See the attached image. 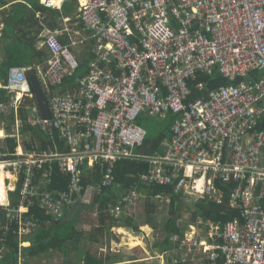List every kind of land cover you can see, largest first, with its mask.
<instances>
[{"label": "built area", "instance_id": "2783aa9c", "mask_svg": "<svg viewBox=\"0 0 264 264\" xmlns=\"http://www.w3.org/2000/svg\"><path fill=\"white\" fill-rule=\"evenodd\" d=\"M40 1L61 9L71 0ZM78 1L86 29L96 39L97 58L76 88L49 94V128L61 132L68 150L55 142L37 150L22 140L14 153L0 146V171L17 181L26 175L22 205L3 206L6 232L23 239L38 228L39 219L25 216L23 205L31 199H39L45 215L61 217L63 203L82 189L85 163L100 168L106 187L114 183V163L133 160L150 164L140 177L144 185L171 186L179 179L174 195L183 203L209 197L222 205L225 194L215 182L233 187L227 200L235 211L231 221L198 218L183 234L171 236L175 263L194 258L206 264H264V78L252 77L264 73V0ZM64 31L81 35L68 26ZM47 45L43 78L49 88L62 87L79 70L78 61L55 37ZM29 70L12 69L0 89L24 87ZM215 74L228 85L210 90L198 83L201 76ZM191 84L205 95L191 100ZM18 103V98L11 107L0 103V110L17 111ZM141 113L160 120L173 116L172 135L155 154L135 152L149 134L136 121ZM53 163L71 176L70 191L60 198L31 181L35 170L51 175ZM137 196L135 189L125 190L112 200L110 214L120 218ZM154 202L170 207L172 194H156Z\"/></svg>", "mask_w": 264, "mask_h": 264}, {"label": "trees", "instance_id": "16d2710c", "mask_svg": "<svg viewBox=\"0 0 264 264\" xmlns=\"http://www.w3.org/2000/svg\"><path fill=\"white\" fill-rule=\"evenodd\" d=\"M0 15L5 24L2 41L4 52L0 59V74L6 81L12 68L31 69L28 74L29 83L31 84V80L36 78L43 89L45 87L42 77L46 72V63L49 58L47 42L50 37H55L59 42L68 45L71 52L73 51L72 46L75 41V38L68 34L57 33L53 35L52 31L54 29L59 31V27L64 25L65 20L70 19V23L68 24L70 30L76 29L82 33L85 32L88 34V39L93 34L92 31L86 29L78 8V0L64 2L61 9H49L40 0H0ZM135 38L132 37L130 41H135ZM94 46L93 43L88 52L75 53L80 68L72 78L65 81L62 88L63 92L76 88L77 80L83 79L88 74L90 64L96 59V55L93 52ZM252 77L258 81L264 78V73L256 72ZM201 81L207 84L210 90H216L221 86L228 85V82L217 74L206 78L201 76L198 83ZM190 87L193 89L191 100H197L205 95V93L196 90V85L191 84ZM0 101L8 103L10 96L4 91H0ZM34 104L35 100L33 98H26L25 105L20 110V118L24 122L21 134L25 137V145L31 148L37 144L36 148L41 150L47 148V146H51L55 142L60 146L61 150H68L65 146V139L59 130L48 127L43 130L39 125L30 126L27 124L29 111L26 107H34ZM172 118L173 116L169 114L165 120H160L152 118V116L146 113H141L136 121L146 131H149V134L148 137H145L146 140H144L143 145L135 149V152L137 150L144 152L145 150V152L155 154V150L160 149L159 146L163 139L172 135ZM2 119L4 118L2 117ZM10 119L13 123L14 117L11 116ZM155 121L157 123L167 121L163 130L156 136H154L153 128L150 125ZM258 128L257 126L256 129ZM9 132H11V129H9ZM16 146L17 141L15 138H7L2 141L1 147L5 148L7 152L13 153ZM106 166L108 167L107 164ZM110 169L114 183L110 186L102 187L103 175L100 173V168L94 166L91 169L87 163L82 165V189L79 193H74L72 200L67 201L66 205L63 203V214L61 217H55L50 214L46 216L44 214L45 209L39 207L38 201H36L30 207L29 214L39 219V227L31 235L23 239L13 234V230L6 232L4 228L6 227V222L0 209V228H4L0 231V264H23L21 262L22 258H24L25 264H44V259L46 260V258L48 259L54 255L70 260L73 257L75 261L72 260V264H76L77 259H84L85 264H143V262H137L139 258L131 259L130 257L126 258L124 255L115 256L113 253L107 257H97L91 255L89 249L86 252L82 251L78 245L80 241L87 239L90 244H96L101 247V242L105 237L108 238L106 243L109 245L111 243L110 239H115L111 229L124 228L135 233H141L143 225H151L153 227L157 235L152 253L162 256L166 264H206L194 258L186 262H174L177 256L173 254L174 246L171 242V236L173 234H183L188 226L187 223L183 222V215L181 214L184 208L181 196L173 197L171 208L162 218H159L158 210L163 206L152 201L153 197L158 193L174 192L179 179L175 180L171 186L151 187L150 185H144L140 177L142 174L150 171V164L141 161H117ZM50 172L51 175H48L43 169L35 170L34 174H32V183L40 186L44 191L47 190L45 184L42 183H48L47 192H69L71 176L68 173H62L60 168H57L56 163L52 164ZM96 187L99 190L90 193V190ZM129 188H133L141 193L143 192L148 196V201H146V218L143 223L133 216L126 219L115 218L109 212V205L113 197L122 194ZM215 188L223 191L225 194L224 204L216 205L213 201L209 200V197L200 200L196 203L189 222H194L198 218L205 220L212 219L213 221L220 220L223 223L232 220L231 217L235 211L228 208L227 200L233 187L225 186L217 181ZM117 191L121 193L117 194ZM88 197L91 212L96 211L97 213V224L87 231L79 232L74 224L73 216L76 213V209L81 206V202ZM11 202L14 207L19 205L18 192L11 194ZM55 218L57 219L55 220ZM22 241H27L29 246L21 247ZM99 249L101 250V248Z\"/></svg>", "mask_w": 264, "mask_h": 264}, {"label": "rangeland", "instance_id": "374dc122", "mask_svg": "<svg viewBox=\"0 0 264 264\" xmlns=\"http://www.w3.org/2000/svg\"><path fill=\"white\" fill-rule=\"evenodd\" d=\"M76 44L72 46L73 53H83L88 52L91 47V42L87 38L88 34L83 32L79 36H74ZM75 56H77L75 54ZM78 59V58H77ZM43 83V82H42ZM25 100L21 101L22 104H25ZM167 121H160V122H153L150 125L153 128V134L156 136L161 130H163L165 124ZM29 138V137H28ZM123 161V160H122ZM7 188V187H6ZM92 190H90V193ZM139 192V191H138ZM121 192L117 191V194H120ZM124 193V192H123ZM122 193V194H123ZM120 195H116L113 198H118ZM192 197V196H191ZM198 197H192L187 198L186 203H183V222L187 223L190 221L192 217V213L195 209V203H197ZM173 200V198H172ZM146 201H148V196L145 195V193L139 192L138 196L134 198L133 205L131 207L125 208V213L123 215V218H129L130 216L136 217L138 221L144 222L146 218ZM154 201V197L153 200ZM81 206H79L76 209V213L73 216V221L76 226V229L79 232L87 231L91 227H94L97 224V213L96 211H92L89 208V197L86 198L83 202H81ZM156 203V202H155ZM169 207H160L159 211V218L164 217L168 213ZM122 219V218H121ZM141 233H135L131 230H126L124 228H118V229H111L113 231L114 238H111V243L107 245L106 241L108 238H104L101 242V247L96 244H90L87 239H83V241L79 242V247L82 249V251L86 252L88 249L90 250L91 255L100 257H107L110 254H114L115 256L124 255L126 258L130 257L131 259H138L137 262H143V264H166L165 260L161 258L162 256L156 255L152 253L153 245L155 244V237L157 234H155L154 229L151 225L149 226H142L141 227ZM133 236L134 238L138 239L140 246L137 247H131L135 243L130 242V237ZM131 243V244H130ZM78 247V248H79ZM101 248V250L99 249ZM75 252V251H74ZM72 252V253H74ZM120 253V254H119ZM133 254V255H132ZM171 256V255H170ZM73 261L74 258L71 257ZM72 260L62 258V256L54 255L53 257L44 259V264H72ZM76 264H85L84 259H77ZM119 264V263H116Z\"/></svg>", "mask_w": 264, "mask_h": 264}, {"label": "clouds", "instance_id": "9594fccd", "mask_svg": "<svg viewBox=\"0 0 264 264\" xmlns=\"http://www.w3.org/2000/svg\"><path fill=\"white\" fill-rule=\"evenodd\" d=\"M41 2V1H40ZM55 5V4H54ZM61 5V4H60ZM45 6V5H44ZM62 6H63V4L61 5V8H62ZM56 7V6H55ZM80 7V5H79V1H78V8ZM49 9H51V8H49ZM53 9H56V8H53ZM70 23V19H66L65 20V22H64V25L62 26V27H59V30H62V31H64L65 30V28H66V26H68V24ZM0 28H1V30H2V39H1V41H0V48H1V46H2V41H3V30L4 29H2V26H1V24H0ZM56 29H54L53 31H55ZM74 30H76V29H74ZM52 31V32H53ZM77 31H79L80 32V34L82 33L80 30H77ZM62 34H68L69 36H72V37H74V36H79V35H76V34H74V33H69V32H63ZM75 38V37H74ZM131 36H129V40H131ZM90 40V42H91V46L93 45V43H94V49H93V52L95 53V55H96V58H97V42H96V39H94L93 38V34H92V36H91V38L89 39ZM63 44V43H62ZM76 44V41H74V43H73V45H75ZM76 57V56H75ZM76 59H77V57H76ZM77 61H78V59H77ZM94 61H96V59L94 60ZM112 61H114V59L112 58ZM78 64H79V61H78ZM79 68H80V64H79ZM13 69V68H12ZM11 69V70H12ZM11 70L9 71V74H10V72H11ZM30 71H31V69L29 70V72L26 74V77H27V81H26V85L24 86V87H21L20 89H17V90H15V91H13V92H11V91H9V90H7V89H0V91H4V92H6L7 94H8V96H10V101L8 102V103H3V102H1L0 101V103L1 104H4V105H6L7 107H11V103H12V99H16V98H18L19 99V103H18V105H17V107H18V109H17V111L16 110H14V109H7L5 112H2L1 110H0V131L3 129V136H1L0 135V141H4L5 139H7V138H15L16 139V141H17V146L15 147V149L19 146V141L18 140H20V139H18V137L17 136H11L10 134H8L7 132H6V128H7V123H8V121H9V119L8 118H5V114L7 113V115H9L8 113H15V112H17L18 114H20V110L23 108V107H21L23 104L21 103V101L23 100V98H24V100H26V98H29V99H34L35 100V97H34V92H33V94H32V86H31V84L29 83V80H28V74L30 73ZM9 74H8V77H7V80L6 81H4V82H2V78H1V74H0V84H2V85H6L7 84V81H8V78H9ZM42 79H43V82H44V87H45V89H43L42 88V86L40 85V87H41V89H42V91H43V93H44V95L47 97V100L49 99V94L50 93H54V94H62V93H65L67 90H65L64 92L62 91V88L64 87V85L62 86V87H56V88H49V87H47L46 86V80L42 77ZM67 80V79H66ZM65 80V81H66ZM38 81V80H37ZM39 83V82H38ZM64 84H65V82H64ZM221 87H223V86H221ZM27 89V91H25ZM53 89H55V90H53ZM69 91H71V90H69ZM20 94H22L23 95V97H22V99H20L19 98V95ZM48 107H49V105H48ZM26 109L29 111V115H28V120H27V124L28 125H30V126H35V125H39L40 126V128L41 129H43V130H45L47 127L49 128L50 126H51V122H50V120L49 121H46V120H41V118H40V115H39V110H38V108H37V103H36V100H35V104H34V107H26ZM50 112V111H49ZM3 115H5V116H3ZM51 116V115H50ZM2 117L4 118V119H2ZM9 117V116H8ZM40 120L41 122H47V126H44V125H42V123H36L35 125H32L30 122H34V121H37V120ZM51 119V118H50ZM42 126H44V127H42ZM144 128V127H143ZM146 130V129H145ZM4 131L6 132L5 134H4ZM23 139V138H22ZM23 142H24V145H25V138L22 140ZM2 145V144H1ZM26 146V145H25ZM38 145L36 144L34 147H31V148H35V149H37L36 147H37ZM38 150V149H37ZM42 150V149H41ZM14 152H15V150H14ZM13 152V153H14ZM0 172H2L3 173V175H5V180H4V185L7 187V189H6V193H5V195H8L9 197H10V202L9 201H6V199L4 198V203H0V209H1V211H2V214H3V206H5L7 203H9L10 204V206H13L12 205V202H11V194L12 193H17L18 192V198H19V205L18 206H20V205H22V203H21V201H22V194H23V189L25 190V183H26V175L24 174L23 175V177L20 179V180H16V179H14L13 178V181H14V185H12L11 184V177H12V175H11V177H8L3 171H0ZM216 183V182H215ZM49 184H47L46 186H45V188H46V190L48 191V189H47V186H48ZM163 187H165V186H163ZM92 191H93V189H92ZM138 192V191H137ZM51 193H52V196L54 197V198H60V197H62L64 194H66L67 192H56V191H51ZM166 194H172V198L173 197H175L176 195H174V192H165ZM138 194H139V192H138ZM158 194H162V193H158ZM6 197V196H5ZM113 199H116V198H113ZM112 199V200H113ZM205 199H207V198H205ZM201 200H203V199H201ZM36 201H38V206H39V199H36V200H34V199H31V203L30 204H28V203H26V204H24L23 206L24 207H27L28 208V211L25 213V216L26 217H30V216H32L33 218H35L33 215H31V214H29V209H30V207H32L35 203H36ZM200 201V200H199ZM198 201V202H199ZM197 202V203H198ZM116 202H114V201H111V203H110V205H109V208L111 207V206H113L114 204H115ZM32 204V205H31ZM66 205V204H65ZM171 205H172V202H171ZM171 205H170V207H169V209L171 208ZM17 206V207H18ZM165 207V206H164ZM124 213H125V208H124ZM124 215V214H123ZM123 215L120 217V219L121 218H123ZM47 216V215H46ZM38 219V218H37ZM195 222V221H194ZM194 222H187V224H188V226L190 225V224H192V223H194ZM143 226H149V225H143ZM187 226V227H188ZM38 227H39V225H38ZM116 229H118V228H116ZM122 229V228H121ZM187 229V228H186ZM14 234V233H13ZM26 237H28V236H26ZM24 244V245H23ZM20 246L21 247H26V246H29V243L27 242V241H22L21 242V244H20ZM21 260H24V258H22ZM23 264H25L24 262H23Z\"/></svg>", "mask_w": 264, "mask_h": 264}, {"label": "crops", "instance_id": "0c3cea01", "mask_svg": "<svg viewBox=\"0 0 264 264\" xmlns=\"http://www.w3.org/2000/svg\"><path fill=\"white\" fill-rule=\"evenodd\" d=\"M57 2V1H56ZM56 4H59V2H57ZM0 24H1V26H2V29H4L5 28V24H4V22H3V20H2V18H1V15H0ZM4 51H3V49H2V46H1V48H0V59L2 58V53H3ZM1 78H2V82H4L5 80H4V78L2 77V75H1ZM26 101V100H25ZM24 105L25 104H23L21 107H24ZM9 115H7V113L5 114V115H3V116H5V118H8L9 119V121H8V123H7V128H6V132L8 133V134H10L11 136H17L18 137V139H20V140H23L25 137H24V135L23 134H21V130L24 128V122H23V120H22V118H20V114H18L17 112H15V113H8ZM9 116V117H8ZM11 116H13L14 117V122L12 123V120L10 119L11 118ZM38 122V120L37 121H34V122H30L32 125H35L36 123ZM9 129H11V132H9ZM0 132H3V129L0 131ZM5 131H4V134L6 133ZM23 138V139H22ZM2 144V141H0V145ZM11 184L12 185H14V181H13V177H11ZM6 197H5V199H6V201H9L10 202V197L8 196V195H5ZM128 237H130V241H131V239L133 238V239H136V238H134L133 236H128ZM136 242H138V239H137V241ZM141 245V244H140ZM139 245V246H140Z\"/></svg>", "mask_w": 264, "mask_h": 264}, {"label": "water", "instance_id": "95a60500", "mask_svg": "<svg viewBox=\"0 0 264 264\" xmlns=\"http://www.w3.org/2000/svg\"><path fill=\"white\" fill-rule=\"evenodd\" d=\"M31 86L34 92V97L37 103V108L39 110L41 120L49 121L51 116L48 107V100L47 97L44 95L36 78H33L31 80Z\"/></svg>", "mask_w": 264, "mask_h": 264}, {"label": "bare ground", "instance_id": "6f19581e", "mask_svg": "<svg viewBox=\"0 0 264 264\" xmlns=\"http://www.w3.org/2000/svg\"><path fill=\"white\" fill-rule=\"evenodd\" d=\"M52 3L53 4H56L57 2L54 0V1H52ZM25 91H27V89L25 90ZM22 97H23V95L22 94H20L19 95V98L20 99H22ZM0 135L1 136H3V133L2 132H0ZM4 180H5V175H3V173L2 172H0V203L2 202V203H4L5 201H4V198H5V193H6V186L4 185L5 183H4ZM4 201V202H3ZM137 241V239H131V241L130 242H132V243H135V245L133 244L131 247H137V246H139L140 244L139 243H137L136 242ZM131 244V243H130Z\"/></svg>", "mask_w": 264, "mask_h": 264}]
</instances>
